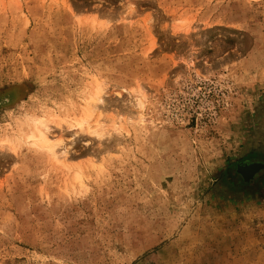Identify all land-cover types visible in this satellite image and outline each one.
<instances>
[{"label": "rangeland", "instance_id": "obj_1", "mask_svg": "<svg viewBox=\"0 0 264 264\" xmlns=\"http://www.w3.org/2000/svg\"><path fill=\"white\" fill-rule=\"evenodd\" d=\"M32 120L62 162L15 142ZM4 138L0 264H215L264 206L235 175L264 162V0H0Z\"/></svg>", "mask_w": 264, "mask_h": 264}, {"label": "crops", "instance_id": "obj_2", "mask_svg": "<svg viewBox=\"0 0 264 264\" xmlns=\"http://www.w3.org/2000/svg\"><path fill=\"white\" fill-rule=\"evenodd\" d=\"M219 223L215 264H264V206L251 205Z\"/></svg>", "mask_w": 264, "mask_h": 264}, {"label": "bare ground", "instance_id": "obj_3", "mask_svg": "<svg viewBox=\"0 0 264 264\" xmlns=\"http://www.w3.org/2000/svg\"><path fill=\"white\" fill-rule=\"evenodd\" d=\"M100 100V89L96 88V91L93 92V95L89 99L87 103V115L78 119H73L72 123H69V126H74L76 128L82 129L86 125H89V121L91 118V115L94 110H98V102ZM137 106L141 110L143 108L142 101L140 99H137ZM141 113H138L136 115V118L140 119ZM47 123L45 121L39 120V121H30L27 125V129L22 126V128H19L18 132L19 135L16 137L15 142L16 143H29L31 146L38 148V149H45L48 153V155L56 162H62L63 160H60L59 158H64L63 155H58L56 153V144L50 142V140L47 138ZM26 126V125H25ZM91 127V126H90ZM100 124L98 121L96 122V126L94 128H90L89 133L91 134H98ZM24 128V129H23ZM88 128V126H87ZM89 129V128H88ZM117 130V129H115ZM15 142L12 140H9L7 138H4L0 140V145L2 147H13L15 145ZM77 174V173H76ZM75 180H79V177Z\"/></svg>", "mask_w": 264, "mask_h": 264}, {"label": "water", "instance_id": "obj_4", "mask_svg": "<svg viewBox=\"0 0 264 264\" xmlns=\"http://www.w3.org/2000/svg\"><path fill=\"white\" fill-rule=\"evenodd\" d=\"M262 170H264V164L261 162L238 164L236 166V173L241 177L244 183L252 182Z\"/></svg>", "mask_w": 264, "mask_h": 264}, {"label": "trees", "instance_id": "obj_5", "mask_svg": "<svg viewBox=\"0 0 264 264\" xmlns=\"http://www.w3.org/2000/svg\"><path fill=\"white\" fill-rule=\"evenodd\" d=\"M235 175L239 178L238 179V182L240 183V186L242 188V189L241 188H239V189H241V190H247V189H249V187H250V185H251L252 182L251 183H244L243 180L241 179V177L237 173H235Z\"/></svg>", "mask_w": 264, "mask_h": 264}, {"label": "flooded vegetation", "instance_id": "obj_6", "mask_svg": "<svg viewBox=\"0 0 264 264\" xmlns=\"http://www.w3.org/2000/svg\"><path fill=\"white\" fill-rule=\"evenodd\" d=\"M264 163V162H263ZM255 179V178H254Z\"/></svg>", "mask_w": 264, "mask_h": 264}]
</instances>
